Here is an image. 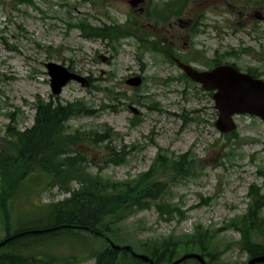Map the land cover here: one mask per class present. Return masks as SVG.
Segmentation results:
<instances>
[{"label":"rangeland","instance_id":"374dc122","mask_svg":"<svg viewBox=\"0 0 264 264\" xmlns=\"http://www.w3.org/2000/svg\"><path fill=\"white\" fill-rule=\"evenodd\" d=\"M258 2L189 0L190 11L180 20L143 33L142 27H148L144 23L154 24V19L146 20L133 12L125 0H34V4H21L17 10L10 0H0V133L9 123L8 113H14L17 128L30 127L37 98L48 101L58 97L63 102L83 99L93 107V114L71 119L69 127L89 130L108 125L121 136L115 143L130 151L124 163L106 165L101 146L80 145L77 149L85 155L89 172L127 180L147 171L159 152L168 158L190 153L197 174L167 185L171 193L168 200L179 210L166 215L167 220L159 217L154 206L131 215L119 224L126 239L122 242L134 245L146 238L189 233L195 224H201L219 230L218 242H229L225 244L224 264H246V252L233 243L239 234L227 227L231 218L245 213L249 185L263 181L257 170L264 169V123L248 115L234 116L236 138L220 136L211 96L183 77L162 53L149 48L147 41L134 36L117 42L89 39L73 25L81 18L92 25L135 20L134 30L139 35L149 41L163 38L171 42V46L160 45L199 70L209 69L208 61L222 56L242 71L257 70L264 80V0ZM148 3L146 0L143 5ZM193 51L201 57L190 59ZM48 61L88 77L90 84L83 87L71 81L53 96L45 67ZM137 75L142 77L138 87L125 84ZM131 120H135L134 125ZM229 149L232 156L224 158V150ZM36 175L34 172L26 180L21 194L12 201V219L32 212L31 202L36 205L68 196L57 187L31 194L30 188L44 183L43 179L30 181ZM77 186L72 183V187ZM58 247V253L67 251Z\"/></svg>","mask_w":264,"mask_h":264},{"label":"trees","instance_id":"16d2710c","mask_svg":"<svg viewBox=\"0 0 264 264\" xmlns=\"http://www.w3.org/2000/svg\"><path fill=\"white\" fill-rule=\"evenodd\" d=\"M11 1L14 7L31 3V0ZM188 1L151 0L145 15L157 23L166 24L184 15ZM249 1L259 4L258 0ZM75 26L91 39L117 42L123 36H137L132 29L134 22L119 25L113 21L110 25L93 26L80 19ZM196 28L191 31L194 33ZM138 38L147 41L145 37ZM151 47L169 56L165 48L155 43ZM200 55V52L193 51L190 58L197 60ZM223 61L222 56H216L208 63L212 66ZM248 72L259 76L255 71ZM34 109L30 127L19 130L14 125L13 113H9V123L3 135L0 134V225L4 229L0 241L9 238L0 248V264H80L86 260H93L92 264H147L123 248L114 250L110 242L120 243L123 236L119 223L134 213L154 206L163 218L176 210L168 202L170 190L167 185L195 175L193 158L188 159V153L176 158L158 153L150 169L135 178H104L100 171L89 172L86 157L77 147L82 144L101 146L106 165L124 163L130 151L125 145L115 143L121 136L108 125L89 130L69 127L71 119L92 115L93 107L83 99L62 102L58 98L48 101L37 98ZM184 121H187L186 116ZM134 124L135 120H132L131 125ZM231 154L225 153L224 156ZM98 169L102 167L98 165ZM34 172L37 178L44 180L37 193L57 187L69 196L34 205L31 213L17 214L13 225L12 201L21 194L25 181ZM258 173L264 179V171ZM74 182L78 183L75 188L72 187ZM248 196L250 202L246 212L230 219L228 229L239 233L235 243L251 258L264 254V194L259 186L251 184ZM217 236L218 231L196 225L191 234L172 233L160 238H146L135 242L132 248L148 256L153 264H169L189 252L201 254L208 264H223L224 248ZM58 246H67L68 253H58ZM190 263L198 264L193 259L182 264Z\"/></svg>","mask_w":264,"mask_h":264},{"label":"water","instance_id":"95a60500","mask_svg":"<svg viewBox=\"0 0 264 264\" xmlns=\"http://www.w3.org/2000/svg\"><path fill=\"white\" fill-rule=\"evenodd\" d=\"M140 2L141 0H130L129 3L131 6H136ZM175 61L189 78L201 84L205 90L213 92L212 99L217 111L215 126L220 132L228 133L235 129L232 120L234 115L250 114L259 117L264 122V82L261 79L241 73L229 65L217 66L210 71H197L187 64L180 63L178 60ZM45 66L51 78L50 86L54 94H59L61 88L69 80L77 81L83 86L87 83L83 77L70 72L62 65L49 62ZM126 82L137 86L141 79L135 77ZM126 249L130 250L131 247L127 246ZM187 257L196 258L201 264H205L198 255L191 254L182 259ZM140 258L149 262L145 256L141 255ZM263 261L264 255L251 259L248 264Z\"/></svg>","mask_w":264,"mask_h":264}]
</instances>
